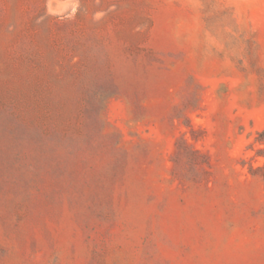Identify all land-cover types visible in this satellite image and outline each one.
I'll return each mask as SVG.
<instances>
[{
	"label": "rangeland",
	"instance_id": "rangeland-1",
	"mask_svg": "<svg viewBox=\"0 0 264 264\" xmlns=\"http://www.w3.org/2000/svg\"><path fill=\"white\" fill-rule=\"evenodd\" d=\"M0 264H264V0H0Z\"/></svg>",
	"mask_w": 264,
	"mask_h": 264
}]
</instances>
